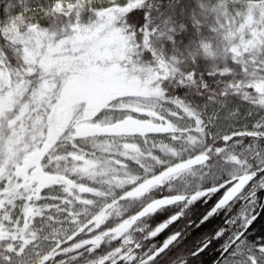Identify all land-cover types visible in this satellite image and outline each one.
I'll use <instances>...</instances> for the list:
<instances>
[{"label":"snow or ice","instance_id":"1","mask_svg":"<svg viewBox=\"0 0 264 264\" xmlns=\"http://www.w3.org/2000/svg\"><path fill=\"white\" fill-rule=\"evenodd\" d=\"M0 264H264V0H0Z\"/></svg>","mask_w":264,"mask_h":264}]
</instances>
